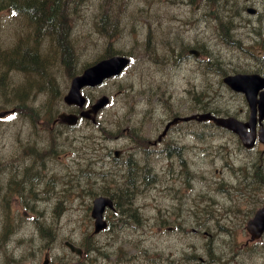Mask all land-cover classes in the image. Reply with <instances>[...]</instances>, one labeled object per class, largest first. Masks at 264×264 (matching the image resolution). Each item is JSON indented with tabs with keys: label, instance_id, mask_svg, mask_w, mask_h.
Here are the masks:
<instances>
[{
	"label": "rangeland",
	"instance_id": "obj_1",
	"mask_svg": "<svg viewBox=\"0 0 264 264\" xmlns=\"http://www.w3.org/2000/svg\"><path fill=\"white\" fill-rule=\"evenodd\" d=\"M70 1L65 0L67 15L70 14L67 35L73 39L76 73L110 50L130 54L132 62L120 77L107 80L98 89L85 91L89 97L103 94L110 98L96 125L81 124L71 132L58 134L56 139V133H46L44 124L45 119L63 109L61 98L70 83V68L61 64V50L50 37L37 34L21 14L0 11L3 47L19 43L36 45L38 52L49 59L44 74L14 70L6 73L10 84L31 87L37 93L28 101L34 108L32 114L17 107L0 118V264H40L49 253L54 264H63L59 257L71 255L62 247L65 238L77 244H85L89 239L95 248L94 264H167L165 255L170 251L181 259L182 253L176 248L182 243L186 248L188 244L195 245L192 250L209 261L190 264H264V236L243 245L248 238L245 223L260 204L247 203L246 194L241 193L245 192L243 188L238 191L229 188L233 182L231 164L234 168L246 166L257 158V152L241 150L234 135L210 125L192 123L183 127L179 136L180 143L187 145L184 155L188 172L179 178L187 182L189 190L184 207L186 224L173 225L170 220L181 217L180 208L170 206L167 210L168 202L154 200L153 186H172L173 180L178 179L159 174L143 185H136L132 194L127 193L126 198L137 213L136 222L126 217V222L121 223L109 214V229L97 238L88 237L92 231L89 217L92 196L100 191L117 193L120 187L119 192L129 188L126 183L119 184L118 177L127 173L110 159L112 149L125 148L129 140L124 138L130 137L131 131H139L123 129L126 125L119 127L123 116L132 123L144 118L139 122L144 123L141 131L148 137L157 122L164 121L165 114L170 115L171 111L190 114L200 105H211L219 111L241 108L240 99L221 84L222 71H217L232 73L235 65L231 61L239 56L246 59L247 54L245 50L236 53L231 45L223 46L216 25L233 17L244 27L246 0ZM52 13L63 19L60 7ZM103 16L116 22L117 29L110 36L99 28ZM241 32L244 35L245 29ZM183 44L188 49L202 47L205 55L200 58L216 56L219 63L205 66L203 73L196 71L192 58L177 68L179 73L161 64L171 49L176 54ZM38 75L51 80L47 83L52 94L42 86ZM167 85L170 93L161 96ZM186 87L189 92H183ZM197 92L206 95L200 94V98ZM156 95L161 97L157 99ZM12 99L0 94V108L10 109L15 105ZM32 158L33 168L21 171ZM165 165L164 161L158 162V170ZM221 182L223 186L218 184ZM37 188L41 193L35 192ZM198 219H203L204 224L198 225ZM40 226L50 227L52 240L40 233ZM195 228L206 232V237L188 236L186 232L192 235ZM206 244L215 251L214 263L205 251L207 247L202 246ZM101 246L105 249H100ZM84 262L92 264L89 257Z\"/></svg>",
	"mask_w": 264,
	"mask_h": 264
},
{
	"label": "flooded vegetation",
	"instance_id": "obj_2",
	"mask_svg": "<svg viewBox=\"0 0 264 264\" xmlns=\"http://www.w3.org/2000/svg\"><path fill=\"white\" fill-rule=\"evenodd\" d=\"M245 12L247 13V19L244 27L241 25L242 22L237 23V21H234L232 17L228 24L226 19H223V21H218L216 25V33L229 32L230 44L234 47L233 50L236 53H239V50L246 51V59H244V57L242 56H239L238 58H234L235 61H231L232 65H235V68L230 74H246L251 76H257L258 82H262V85H260L259 83L257 84L255 88V99L253 102L249 103L245 99L243 93L234 92L233 90H230L222 83L220 79L221 84L224 85V87H226L232 95L237 96L240 99L241 108H239L238 111L232 109L221 111L220 113H218V116L234 117L237 120L246 123L247 131L253 133L256 137L254 147L250 150H247V152L251 154L257 152V158L253 160L250 164H245L246 166H239L237 168H234L231 164L230 170H232L233 172V182L230 184L229 188H232L234 191H238L240 190V188H243L245 192L241 193L246 194L247 203L255 202V205L260 204V207H263L264 140H261L258 137V133L259 131L264 132V112L260 110L258 99L261 95H264V0H246ZM236 17L237 13L234 15V18ZM242 29H245L244 35L241 32ZM199 48L197 50H199ZM188 51V46H185L184 44L182 45L180 51H178L176 54H174L175 49H171V52L161 59V64L170 66V69L172 71H178L177 68L179 66H181L185 62H189L190 57ZM192 60L194 61L193 65L196 67V71L203 73L205 68L204 65L207 60L196 57L192 58ZM146 61L149 60L147 59ZM183 80L184 82H189L188 79ZM103 85L104 84L94 89H98ZM168 87L169 85L164 88L161 96H166L170 93ZM183 92H189L188 87H186ZM197 94L206 95V92H197ZM98 95L99 94L92 95L93 100ZM161 96L156 95L157 99ZM91 102L92 100L89 101L88 99L87 104L83 108L79 109L76 106H67L65 104H62L63 109H58L57 112L78 114L79 111H81L82 109H87ZM170 113V115L165 114L167 118L164 121L160 120L157 122V124L156 122L154 123L156 124L153 128L155 131L152 132V135L147 137L145 135L143 136L140 134L141 136L139 138H124L125 140H129L125 148H120L118 149V151L116 149H112V151L114 155L118 154V156L123 152L125 154H130L134 158H136L138 162H144L145 157L148 156H152L155 158V167L151 164L145 165L142 163V166H138L135 170L131 171L132 173L134 171L138 176H140L139 178L141 179L140 181H142V184L147 182L146 178H151L153 176L158 177L159 174L163 177L178 178L176 180H173L174 184L172 186H153V191L155 192V201L158 199L160 200V203L167 204L168 202L170 204L168 206H165V209L169 210L170 206L180 208L182 212L181 217L176 219L170 218V220L173 225L181 226V224L184 225L187 223V219L184 217V207L185 204L188 203L189 190L188 186L186 185L187 182L184 179H181L179 181V178L185 176V174L188 172L186 157L184 155V148H186L187 145L184 143H180L179 136L180 133L183 131V127H188L193 122H183L182 120H180V117H184L188 114H183L179 112L176 113V111H171ZM139 120L145 119L138 118L137 122L132 123L131 126L136 127L135 124H137L138 127L144 128V123L139 122ZM81 124H85L86 126H95L96 121L91 122L89 121V119H79L75 126H67L63 122L58 121L57 118H53L51 122L44 124V129L48 134H65L67 131L71 132L72 130H75ZM119 124L120 126L126 125L125 118L120 121ZM235 140L237 144L241 147L240 139L236 137ZM134 145L136 146L135 148L133 147ZM125 149L126 151H124ZM113 154L110 155L111 160L112 158H114ZM160 161H164L166 165L162 166L161 169L158 170L157 163ZM119 164L126 170V166L124 165L123 161ZM197 224L203 225L204 220L198 219ZM101 235L102 233L97 235L89 234V238H97ZM206 235L207 234L204 233V231L201 232L199 229L195 228L192 229V235L188 236H191L192 238H199L202 236L205 238ZM208 236L210 235L208 234ZM93 245V243L89 244V262L92 264L97 262V259L93 257L95 252ZM202 246L204 247V249L205 247H207V250L205 249V251L208 253V257H210V262L214 263L216 260L214 249L207 244ZM194 247L195 245L189 246L188 244V247L186 248L185 244L182 243L180 247L176 248L177 252L182 253L181 259L179 260L178 256H176L174 251H170L167 255H165L166 263L190 264L209 262L204 257L198 256V254L192 250ZM77 259V257H66L63 260V263L68 264L69 261ZM74 263L77 264L76 261Z\"/></svg>",
	"mask_w": 264,
	"mask_h": 264
},
{
	"label": "water",
	"instance_id": "obj_3",
	"mask_svg": "<svg viewBox=\"0 0 264 264\" xmlns=\"http://www.w3.org/2000/svg\"><path fill=\"white\" fill-rule=\"evenodd\" d=\"M197 55V53L195 52ZM129 60L123 56H113L108 59L101 60L96 64L86 68L79 76L72 79L68 93L64 96V101L70 105H76L82 107L85 103V98L81 93V90L85 87H94L101 84L105 79L112 76H117L128 65ZM223 82L232 90L242 92L245 95L246 100L251 103L255 99V88L259 83L257 76L236 74L228 75L223 78ZM108 103V97L102 96L97 99L94 104L90 106L88 110L80 112L81 117L91 118L94 120V115ZM259 107L264 112V95H261L259 100ZM92 114V116H91ZM4 113H0L3 116ZM62 121L67 124H75L77 116L73 114L61 115ZM197 121L212 120L216 125L227 128L236 133L243 142V145L250 148L254 143L253 135L246 131V124L233 119V118H216L209 113H203L198 115H192L190 117L183 118L182 120ZM263 139L262 134L259 135ZM112 202L109 198L97 197L94 199L91 210V217L94 219V233L106 227V221L103 220V212L106 207L112 208ZM246 231L250 234V239H258L264 233V208L258 210L253 219L248 221L246 225ZM65 245L73 252L80 254V249L74 247L70 243L66 242ZM42 264H47L44 261Z\"/></svg>",
	"mask_w": 264,
	"mask_h": 264
},
{
	"label": "trees",
	"instance_id": "obj_4",
	"mask_svg": "<svg viewBox=\"0 0 264 264\" xmlns=\"http://www.w3.org/2000/svg\"><path fill=\"white\" fill-rule=\"evenodd\" d=\"M58 7L64 12L62 20H59L60 18L58 17L59 21L53 18V16L57 14L52 13L53 11H56ZM10 9L19 12L24 18L26 17L30 21L34 20L33 24L35 25V31L37 33L42 31L47 36L56 38L61 50V64L69 67V74L73 75L74 47L73 39H70L67 35V25L65 21L67 5L65 0H0V11ZM100 28L101 32L106 33L108 36L115 32L114 28L110 30L104 29V25L102 27L100 26ZM106 54V56H109L112 55L113 52ZM46 62H48L47 59L39 56L37 53L35 45L33 47H27L23 46L22 43H19L13 47L5 48L0 44L1 97L12 96V100H14L17 105L22 106L26 99L27 89L23 88V86L11 85L7 80L6 73L9 70L39 73L38 71L42 72L43 70H47V68L44 67ZM41 231L42 233L50 232L48 228H43ZM84 249L89 250L88 243L84 244Z\"/></svg>",
	"mask_w": 264,
	"mask_h": 264
},
{
	"label": "bare ground",
	"instance_id": "obj_5",
	"mask_svg": "<svg viewBox=\"0 0 264 264\" xmlns=\"http://www.w3.org/2000/svg\"><path fill=\"white\" fill-rule=\"evenodd\" d=\"M217 5V4H216ZM111 51V50H110ZM209 250V249H208ZM171 262V261H170Z\"/></svg>",
	"mask_w": 264,
	"mask_h": 264
}]
</instances>
